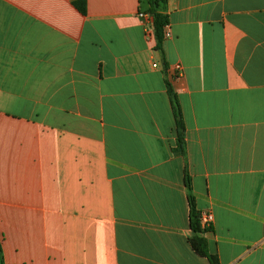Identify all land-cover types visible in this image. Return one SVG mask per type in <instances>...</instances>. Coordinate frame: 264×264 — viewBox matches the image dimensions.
Here are the masks:
<instances>
[{"label": "crops", "instance_id": "crops-1", "mask_svg": "<svg viewBox=\"0 0 264 264\" xmlns=\"http://www.w3.org/2000/svg\"><path fill=\"white\" fill-rule=\"evenodd\" d=\"M75 1L0 0L3 263L210 264L187 171L210 252L264 264V0H166L162 52L148 0Z\"/></svg>", "mask_w": 264, "mask_h": 264}, {"label": "trees", "instance_id": "trees-1", "mask_svg": "<svg viewBox=\"0 0 264 264\" xmlns=\"http://www.w3.org/2000/svg\"><path fill=\"white\" fill-rule=\"evenodd\" d=\"M166 0H148L149 10L148 14L151 18L153 33L157 42V50L163 51V43L167 38L166 28L169 25V17L164 13ZM76 8L83 14L87 12V3L85 0H78L74 2ZM165 75L169 78V68L165 65ZM176 75V74H175ZM173 77V76H172ZM171 78V77H170ZM169 78V79H170ZM168 79V80H169ZM172 79V78H171ZM167 80V92L171 101L175 121H176V146L173 148V153L178 156L186 155V126L183 118L181 104L175 92L172 82ZM185 183L188 189V198L190 206V220H191V237L189 239L193 250L200 256L206 257L210 264H220L217 255L212 254L209 250L206 235L213 232V227L203 228L201 226V213L196 209L195 199L192 195V186L190 176L185 171ZM0 264L3 263L2 248L0 244Z\"/></svg>", "mask_w": 264, "mask_h": 264}, {"label": "built area", "instance_id": "built-area-1", "mask_svg": "<svg viewBox=\"0 0 264 264\" xmlns=\"http://www.w3.org/2000/svg\"><path fill=\"white\" fill-rule=\"evenodd\" d=\"M142 17L148 18L151 21V18L149 16V14L147 15H141ZM151 33V32H150ZM157 65H154V67H156ZM175 73H176V77H182V67L181 65L177 64L175 67ZM200 222H201V226L203 228H210L213 226V222H214V216L211 212L209 211H202L201 213V217H200Z\"/></svg>", "mask_w": 264, "mask_h": 264}]
</instances>
